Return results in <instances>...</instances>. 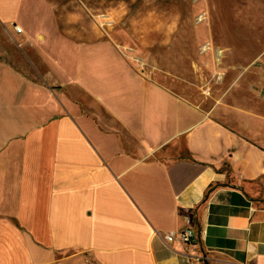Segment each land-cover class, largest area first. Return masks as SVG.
I'll return each mask as SVG.
<instances>
[{"label":"crops","instance_id":"1","mask_svg":"<svg viewBox=\"0 0 264 264\" xmlns=\"http://www.w3.org/2000/svg\"><path fill=\"white\" fill-rule=\"evenodd\" d=\"M134 1L0 0V264H264V0H217L216 83Z\"/></svg>","mask_w":264,"mask_h":264},{"label":"rangeland","instance_id":"2","mask_svg":"<svg viewBox=\"0 0 264 264\" xmlns=\"http://www.w3.org/2000/svg\"><path fill=\"white\" fill-rule=\"evenodd\" d=\"M87 4H92L93 0H85ZM136 6L142 5L144 3L143 9L141 10V15H145V12H152L158 14L160 11L161 14H172L174 18H184V23L182 27L183 34H186L188 39L187 43V54L189 55L188 64L191 65V61H197L199 56H204L203 59L204 65L209 69H212V82L216 83L213 79L214 75V56L211 53L202 55L200 53V48L206 43H211L214 47H217V0H136ZM227 6L233 7L234 5L239 9H245L244 0H226ZM130 4H135L134 0H128ZM176 5V9L173 10V13L170 10L173 9V5ZM97 6V5H96ZM129 9V7H128ZM134 9V7L132 8ZM166 14V15H168ZM203 16L205 19L202 22H198V18ZM98 25L103 27L104 25L113 26L117 29H120L123 25V22H118L114 18H97ZM183 42V39L181 40ZM135 50V57L140 58L145 65V68H149L146 64L150 62L152 64L153 60L147 59L150 54H154L157 57L159 63H161L164 68H169L170 64H179L174 63V58L171 56L169 49H144L142 47L133 46ZM131 50V49H130ZM184 54V53H182ZM201 62V59H199ZM184 64V60H183ZM189 68V67H187ZM190 69V68H189ZM151 74V73H150ZM152 76V74H151Z\"/></svg>","mask_w":264,"mask_h":264},{"label":"built area","instance_id":"3","mask_svg":"<svg viewBox=\"0 0 264 264\" xmlns=\"http://www.w3.org/2000/svg\"><path fill=\"white\" fill-rule=\"evenodd\" d=\"M205 18L203 16L198 18V22H202ZM15 30L18 33L22 32V29L18 26L15 27ZM221 50L218 49L217 47H214L211 43H206L204 45L201 46L200 48V53L202 55L211 53L214 56V64L213 66L215 67V69L218 67V63H217V51ZM133 61L137 64V67L141 70H144L145 65L142 62V60L140 58L137 57H133L132 58ZM224 74L220 71L218 72L217 70L214 72L213 75V79L215 80V82H219L222 80ZM165 240H167L168 242H172V241H178L180 243L183 244H188L194 241L195 239V233L193 228L191 227V222L189 220H187V227L183 230L177 231V232H170L168 234H166L164 236Z\"/></svg>","mask_w":264,"mask_h":264},{"label":"bare ground","instance_id":"4","mask_svg":"<svg viewBox=\"0 0 264 264\" xmlns=\"http://www.w3.org/2000/svg\"><path fill=\"white\" fill-rule=\"evenodd\" d=\"M222 50H218L217 51V63L219 64V62H220V57L222 56Z\"/></svg>","mask_w":264,"mask_h":264}]
</instances>
